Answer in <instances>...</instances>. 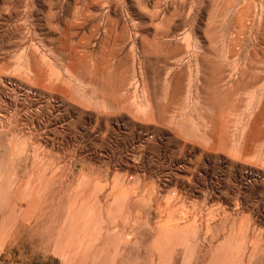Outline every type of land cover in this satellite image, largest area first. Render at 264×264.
<instances>
[{
    "label": "rangeland",
    "instance_id": "1",
    "mask_svg": "<svg viewBox=\"0 0 264 264\" xmlns=\"http://www.w3.org/2000/svg\"><path fill=\"white\" fill-rule=\"evenodd\" d=\"M0 264H264V0H0Z\"/></svg>",
    "mask_w": 264,
    "mask_h": 264
}]
</instances>
